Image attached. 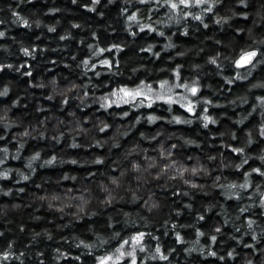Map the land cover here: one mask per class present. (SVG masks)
Masks as SVG:
<instances>
[{
    "label": "trees",
    "instance_id": "1",
    "mask_svg": "<svg viewBox=\"0 0 264 264\" xmlns=\"http://www.w3.org/2000/svg\"><path fill=\"white\" fill-rule=\"evenodd\" d=\"M18 3L19 0H0V10H2L0 11V18L11 16L8 11L10 5L22 16L30 19L39 17L46 24L55 23L59 19L61 23L57 25V30L54 33L48 32L44 27L38 29L34 25L31 29L23 24L12 25L8 30V36L0 38V43L12 45L11 50L14 52L17 51L18 46L13 44L12 37L25 44H32L34 47L29 50L34 52L35 58L24 56L22 53L18 56L9 57V60L17 66L22 65L21 70L20 72H13L5 68L0 72V82L11 80L19 92L25 93L21 105L13 109V115H19L25 125L36 124L39 127L38 121L52 116L53 119L46 122L47 127L51 129L56 120H63L64 123L60 125L59 130L65 135L59 143L51 139V136L55 134L51 131H46L44 138H27L25 147L21 150L20 159H13L10 153L5 164L0 165V171L4 167L20 168L28 174L29 170L25 167L26 160L24 158L33 151L43 149L41 156L44 159L54 154L58 156L56 162L45 167H40V161H37L34 164L36 171L30 175V179L27 181L20 180L15 171L10 174L8 179H0V185L5 189L12 188V193L9 195L0 193V230H4L9 239L16 237L18 244H27L33 232H41V236L37 237L38 243L35 247L45 250L46 258H50L52 250L57 247L72 252V256L58 261L57 264H82V262L88 264L92 258L85 256L81 258V261H75L73 256L79 255L80 250L68 248V244L61 237L75 234L85 239H94L88 232L89 226L94 230L102 229L109 215L119 221L113 225V229L121 232L118 241L112 242L113 246H116L121 238L127 239L129 234L139 230L146 233L151 231L156 237H159L164 245L162 250L165 253L171 246H175L177 251H180L183 247H187V244L177 243L175 233L172 230L175 224L194 225V227L178 229L185 240L195 238V228L206 233H214L215 228L220 227L221 231L212 246L213 250H217L218 255H224L227 248L235 246L236 251L240 253L236 262L242 258L244 253H250L251 248H245L243 244L237 246L236 241L230 239V235L240 236L244 229H241V232H236L234 226L241 223L246 224L249 219L264 224V208L259 206L260 194L255 187V185H260V191H264V177L253 174L249 178L250 187L242 192L240 199L226 198L223 195L226 189L212 188L211 184L217 175L221 176V181L218 183L227 184L231 181L243 183L245 178L243 173L260 164L257 157L264 154V137H259L258 128L261 120L264 119V107H261V102L257 100V97L264 96V87H253L252 85L264 83V68L257 65L252 70V74L247 76V79L237 80L235 79L236 69L234 65L229 68L227 66L228 61H222L224 67L217 70L216 65L208 63V57L214 56L217 52L226 56L231 53L233 48H237L241 52L245 44H251L257 48L264 47V45L253 43V39L264 38V19L252 15L231 17L230 11V9L237 12L255 11L259 4L252 0L249 7L245 8L235 4V0H221V4H217L212 13H203L201 11L203 6L187 9L194 15H202L203 23L192 17H183L182 12L172 11L175 14L173 19L169 20L167 24L158 25L155 20L168 19L165 13L169 11L166 7L160 8L151 15L149 23L157 31H163L164 36L158 35L157 31H148L147 29L140 31L136 24L132 25V30L136 32V35L133 36L125 30L124 17L118 15L122 6L120 0H116V4L109 5L107 9L101 7L100 10L105 12L104 17L88 12L86 8L81 6L72 5L71 0H55V2L54 0H26L25 3L19 4L17 7ZM105 3L107 0H102V5ZM260 3H264V0H260ZM49 7L67 8L71 11L48 13L47 8ZM135 7L143 6L134 5L133 9L129 10V14ZM261 12L264 16V10ZM226 15L231 18L220 24L215 22L219 17ZM72 19H78L92 25L96 28V35L92 36L88 28L71 29L72 35L70 37L62 41L59 40V37L64 34L65 28L69 27L68 21ZM254 19L260 22L254 24ZM205 23L208 25L207 28L204 27ZM105 25L108 26V30H105ZM4 27L5 25H0V28ZM248 29H251V38ZM185 30L187 34H185ZM168 37H171V41L168 40ZM217 41H221V43L217 44ZM97 42L100 48H110L112 44H121L122 48L120 51L113 49L111 52H105L90 59L91 52L88 44ZM169 42L175 47L165 49L164 45ZM148 44L154 45L152 51H142L141 49H147ZM154 52H159L160 55L155 56L153 55ZM178 52H183L184 55H176ZM4 55L6 54L3 50H0V57ZM104 58L113 61L111 70L98 63L100 59ZM86 59L89 61V65L96 63V67L85 68L80 62ZM220 62L218 59V63ZM196 64L200 65L199 69L192 67ZM139 65H144V67L140 68ZM176 65H181L182 80L177 79L174 73L170 71ZM134 67L138 68L135 73L131 71ZM239 71L244 75L243 69ZM29 72L31 75H28ZM96 72H100V75L97 76ZM52 77H56V85L51 83ZM197 77H199L201 87L197 97L191 96L190 99L198 100L199 97H203L212 100L213 103L208 105L203 100H199L196 104V111L192 113L182 106V102L181 105H168L163 100H158L149 105L140 106L136 100L120 104L111 103L107 100L111 98L113 92L121 87L126 86L129 89H135L138 85L142 87L140 81H144L146 85L155 88L159 85L160 80L166 79L170 83L176 79L181 83L190 82ZM225 77L233 79V83H227ZM30 81L31 83H29ZM41 81L45 84L43 88L36 86ZM70 83L82 86L79 90L80 94L87 93L86 106L81 104L79 100L72 98L76 95L75 89L72 90L66 104H62L59 95L52 100L47 99L52 93L53 87L59 90ZM93 85L97 87H93ZM9 96H13V93H10ZM101 96L105 97L102 101L99 99ZM7 101V97H0V103ZM101 104L107 105V107H101ZM37 105H42L43 110L35 112ZM169 108L171 112L168 111ZM204 108L208 109L207 113L203 112ZM124 112H127L128 115L124 116ZM69 113H75V116L73 117ZM116 113H120V115H115ZM204 114L211 115L217 122L214 124L209 122L208 127L205 128L202 119ZM149 115L169 119L172 116H180L182 120L190 119L192 123H168L167 119H159L153 124H149L147 122ZM86 117L87 119H85ZM137 117L141 118L139 123H136L135 128L129 131L130 125L136 122ZM244 117L247 118L244 119ZM76 120H79L85 128H92L93 124L99 128L102 126L100 121L108 123L110 126L103 132L94 131L90 134L95 135L97 139L107 140L108 144L104 147L95 144H92L91 147H85L84 145L91 143L89 136L85 134L73 135L66 131V129L75 126ZM241 120L242 122H240ZM161 127L168 133L176 134L172 140L166 141L165 146L173 142L178 143L180 147L173 151L178 153L181 160L191 164L192 161L187 160L186 157L199 156L201 161L210 168V176L194 178L198 183H204L208 186L206 191L193 189L190 196H184L180 192L173 195L175 189L157 190L155 199L159 202V207L151 213L141 207L143 200L132 202L131 196L128 194L124 200L117 201L115 204L109 205L108 208H97L98 214L96 216L82 214V219L79 220L70 215H61L55 209L47 207V200L37 199L41 195L49 198L57 195L60 200L53 201V203L59 204L68 196H84L86 198L88 193L82 191V185H88L94 179H106L101 175L105 171L110 175L119 176V170L109 167L112 161L135 142H139L141 147L154 148L163 137H158L156 141H143L139 137V132L154 134ZM21 130L22 128L13 127L5 140L0 141V146L11 141L9 147L14 152L17 144L16 141L12 140V135ZM2 131L0 129V133ZM124 132H127V135H122ZM249 132L252 133L251 143H247ZM233 133H235L236 139H232ZM181 136L199 141V147L197 145H185L183 141L179 140ZM73 139L81 147H68ZM113 140L119 142V147H112L111 153H109V146ZM229 144L233 147H244L245 153L232 152L231 148L227 147ZM149 154L154 153L150 151ZM96 156H106L107 159L103 164H72L70 162L72 158L83 161L93 159ZM207 156H213L215 159L208 161ZM245 157L248 158V164L239 169L231 166L241 163ZM61 159L65 163H60ZM221 161L229 164V167H218ZM89 172H93L94 177H89L87 175ZM65 174L68 178L61 179ZM73 176L76 177L75 180L71 178ZM20 188H23L24 191L19 192ZM79 202V200L76 201V203ZM187 203L193 205L191 210L185 207ZM13 204H19L20 207L13 208ZM206 205H212L210 211L205 210ZM241 208H246L247 212H241ZM177 209L180 211L179 215L176 214ZM75 210V208H70L66 209V212ZM125 212L129 214L127 217L123 215ZM198 215H204L205 220H198ZM237 216H239V220L236 219ZM140 217H144V220H140ZM169 218L171 222L166 226L168 235L165 236L164 220ZM226 219L229 222L225 224L223 221ZM125 220L128 221L127 225L124 224ZM145 222L148 225L146 228L143 227ZM20 225L24 227L23 232L20 231ZM58 225L67 226L59 228ZM45 228L52 232V240H48L43 234ZM8 229L12 231L9 232ZM104 234L107 235L108 233L105 232ZM3 241L4 238L0 237V242ZM251 241V235L244 237L245 244L251 243ZM144 242L155 244L151 236H146ZM201 243H211L210 236L201 237ZM262 245H264V238L260 244H257V247ZM143 255V253H137L138 264H141ZM181 255H183L182 252ZM172 258L170 257V259ZM236 262L229 259L227 264H236ZM119 264H124V261H120ZM143 264H167V262L149 260L144 261ZM191 264H225V262L220 261L218 256L202 257L199 253H193Z\"/></svg>",
    "mask_w": 264,
    "mask_h": 264
},
{
    "label": "clouds",
    "instance_id": "2",
    "mask_svg": "<svg viewBox=\"0 0 264 264\" xmlns=\"http://www.w3.org/2000/svg\"><path fill=\"white\" fill-rule=\"evenodd\" d=\"M25 2L26 0H19L17 7H19V4H23ZM120 2L122 6L120 7V11L118 15L124 17L123 23L125 25V30L130 32L132 31V25L130 26L127 20V17L129 15V10L133 9L134 5H142V4L140 3V0H120ZM251 2L252 0H235V4L242 5L245 8H248ZM255 2L259 4V7L256 8L255 11L237 12L234 9H230L231 17L234 16L248 17L249 15H252L253 17H261V19H264V16H262V12H261V10H264V3H260V0H255ZM71 4L86 8L88 12L95 13L99 17H104L105 12L103 10H100L101 7L103 9H107L109 5L116 4V0H107V3L103 5H102V0H71ZM157 9L159 8L154 7L153 3L150 0L149 7L147 9L144 7H135L134 10L131 12H137L139 23L146 24L149 23L151 19V15L154 14ZM8 11L11 13L10 17L0 18V25H5L4 28H0V38H5L8 36V30L12 25H19V24L25 25L23 23L24 21H27L26 26L30 29L34 25L38 29L44 27L47 29L48 32H53V33L56 32L57 25L61 23V20L57 19L55 23L46 24L45 21L39 17H36L35 19H30L29 17L22 16L21 14L16 15V13L19 12H17L16 9H13L10 5L8 7ZM68 11H71V9H67V8L62 9L60 7L47 8L48 13H58V12H68ZM165 15L168 17V19L166 20L156 19L155 23L158 25L167 24L169 20L173 19L175 14L172 12L171 9H169L168 13H165ZM170 17L171 19H169ZM227 17H228L227 20L231 18L230 16ZM259 22H260L259 20L256 19L253 20L254 24H258ZM68 25L69 27L65 28L64 34L59 37V40L62 41L70 37L72 35L71 29L88 28L92 36L96 35V28L92 27V25H89L85 22H81L78 19L69 20ZM104 27L105 30H108L107 25H105ZM240 31H243V29H240ZM159 32H163V31H159ZM248 32H249V37L251 38V29H248ZM37 39H39V37H37ZM168 40L171 41V37H168ZM12 41L13 44L18 46L17 51L15 52L11 50L12 45H9L8 43H0V50H3V52L6 54L0 57V72H2L5 68L13 72H20L22 65L17 66L15 63L9 60V57L13 55L18 56L20 53H22L24 56H32L33 58H35V54L33 51H31V55H27L24 51H22L23 49L33 48L34 45L25 44L21 41H17L15 37H12ZM261 42H264V38L259 40L253 39L254 44H260ZM251 46H252L251 44H245L244 49H248ZM149 47L153 48L154 45L148 44L147 48ZM173 47H175V45H173L171 42L166 43L164 45L165 49H170ZM88 48L91 53H95L97 49L100 48L99 43L97 42L95 44H88ZM239 54L240 51H238L237 48H233L231 53H229L224 57L226 58V61H228V63L234 65L235 58ZM176 55H184V53L178 52L176 53ZM94 57L97 56L91 55L90 59ZM73 59H75V57H73ZM262 60H264V58H262ZM80 63L83 65L82 61ZM257 65H259V62ZM257 65L252 68L244 70V76L246 79L247 76H250L252 74V70L255 69ZM88 67H92V64L91 65L88 64L87 68ZM138 67L143 68L144 65H139ZM137 70L138 68L136 67L131 69L133 73L137 72ZM236 71H239V69H236ZM28 75H31V73L29 72ZM29 83H31V81ZM51 83L53 85H56V77H52ZM72 85H75V87H72ZM36 86L43 88L45 87V84L43 81H41ZM81 87L82 86L77 85L75 83H70L68 86L59 90L56 87H53L52 93L47 97V99L52 100L57 95H59L61 97L62 104H66L64 103V100L66 98L69 99L72 90L75 89L76 95L72 96V98L79 100L81 104H84L86 106L87 93L80 94L79 90ZM93 87H97V86L93 85ZM209 87L211 86L209 85ZM10 93H13V96L10 97L9 96ZM24 95H25L24 92H19L14 87L13 81L8 80L6 82H0V97L8 98L7 102L0 103V129L3 130L2 133H0V140L2 141L5 140V138L9 134V131L13 127L22 128L21 131H16L12 135V140L16 141L17 144V147L15 148L14 152H12V150L9 147L11 141H8L6 144L0 146V165L5 164V161L9 158L10 153L12 154L13 159H20L21 150L24 149L27 138H33V139L37 137L44 138L45 132L51 131L55 133L54 135L51 136V139L59 143L60 139L65 135L64 132H61L59 130L60 125L64 123L63 120H56L55 123L52 125L51 129H49L47 127L46 122L48 120H52L53 119L52 116L45 117L43 120L38 121L37 123L39 124V127H37L36 124L25 125L22 118L19 115H13V109L18 108L21 105V100L22 97H24ZM99 99L102 101L105 99V97L101 96L99 97ZM25 107H27V105H25ZM101 107L106 108L107 105L101 104ZM261 107H264V104H261ZM42 110H43L42 105H37L35 108V112H40ZM168 111L171 112V109L169 108ZM69 115H72L74 117L75 113H69ZM115 115H120V113H116ZM123 115L127 116L128 113L124 112ZM149 117L152 118L149 119ZM176 117H179V120H177ZM246 118L247 117H244V119ZM85 119H87V117ZM140 119H141L140 117H137L136 122L132 123L128 130L131 131L132 128H135L136 123H139ZM159 119H167L168 123H176V122H183L188 124L192 123L190 119L182 120L180 116H172L169 119L167 117H159L156 115H149L147 117V122L149 124H153L155 121ZM240 122H242V120ZM261 123H264V119L261 120ZM100 124L102 126L99 128H97L96 124H93L92 128H85L82 126L79 120H76L75 126L66 129V131L71 132L73 135L85 134L89 136L91 143L84 145L85 147H91L92 144H95L99 147H104L106 144H108L107 140L97 139L95 135H90L94 131H99V129L102 128L105 124L110 126L108 123L104 121H100ZM203 126L207 128L204 125V123ZM122 135H127V132L122 133ZM175 136H176L175 133H168L163 127L156 130L154 134H148L144 131H140L139 137L143 141H156L158 137H163V138L159 141V143L156 144L154 148L151 149L148 147H141L139 142L132 143L130 147L126 148L122 152V154L117 159L113 160L111 165H109V167L119 170V176L110 175L107 171H105L101 173V175L106 177V179H94L88 185H82V191L88 193V196L86 198L84 196H80V197L68 196L66 200H62L59 204L53 203V201L60 200V197L57 195H53L50 198L41 195L37 197V199L41 201L47 200L48 201L47 207L49 209H55L61 215H70L74 219L79 220L82 219V214L86 216H96L98 214L96 211L97 208L99 209L108 208L109 205L115 204L117 201L124 200L125 196L128 194H130L132 202L143 200V204L141 205V207L146 209L147 212L151 213L153 212L154 209H157L159 207V202L155 199L157 195V190L175 189V191L172 193L173 195H176L177 192H180L184 196H190L193 189L198 191H206L208 189V186L204 183H198L197 180L194 178L210 176V172H211L210 168L207 166L206 163H203L201 161V158L199 156L193 155L186 157L187 160L192 161L191 164H187L183 160H181L178 153L173 151L174 149H178L180 147V145L176 142H173L165 146L166 141L172 140ZM179 140L183 141L185 145H197V147H199V141L195 139H187L181 136L179 137ZM68 147L78 148L81 147V145L78 144L73 139L72 143L69 144ZM112 147H119V142L116 140L112 141L111 145L109 146V153H111ZM42 151L43 149L33 151L30 155L24 158L26 160L25 167L27 170H29L28 174H26V172L20 168L13 169L10 167H4L3 170L0 171V179H8L10 177V174L13 171H15L19 176L20 180L27 181L30 179V175L35 173L36 171L34 164L37 161H40V167H45L47 165L53 164L58 160V156L55 154L46 159L42 158L41 156ZM150 151L153 152L154 154L150 155L149 154ZM106 159H107L106 156H96L93 159H86L83 161H78L72 158L70 159V162L72 164H77V163L103 164ZM214 159L215 157L213 156H207L208 161ZM59 162L65 163V161L62 159ZM261 162L264 163V161ZM236 165L237 164H232L231 166L236 168ZM218 167L220 168L229 167V164H225L223 161H221ZM87 175L89 177H94L95 174L93 172H89L87 173ZM217 177H221V176L219 175L215 176V178L212 180V184H211L212 188H217L216 185L218 184L219 181H221V179L217 180ZM67 178H68L67 174L61 177V179H67ZM71 178L74 180L76 179L75 176ZM245 181H248L250 183V180L247 177L244 178L243 183H245ZM231 183H235L237 185V190H239V185L242 184V183H236L235 181H231L228 184ZM185 186H187V188H185ZM18 191L23 192L24 189L20 188ZM68 191L70 192L71 190L69 189ZM257 191L259 192L260 196H264V191H260V188H257ZM0 193H3L4 195H9L12 193V188L5 189L2 185H0ZM53 197H55V199H53ZM77 200H79L80 202L76 203ZM259 206L261 207L260 201H259ZM12 207L19 208L20 205L13 204ZM185 207L191 210L193 205L191 203H187ZM211 207L212 205H206L205 210L210 211ZM70 208H75L76 210L72 212H66V209H70ZM176 214L177 215L180 214V211L178 209L176 210ZM123 215L127 217L129 214L125 212ZM236 219L239 220V216H237ZM140 220H144V217H140ZM250 220L251 223L249 222ZM170 222H171L170 218L164 220L165 236L168 235V229L166 226ZM117 223H119V221L113 219V217L109 215L106 224L102 229L94 230L91 226H89L88 232L91 233L94 239H85L82 238L80 235H75V234H73L72 236H63L61 237V239L68 244V248H75L80 250L79 255L73 256V259L75 261H81V258L86 256L92 258L89 260L88 264H96L97 257L109 255V253H111V255L113 256L117 255V248L120 245L119 243L116 246H113L112 244L113 241H118V238L121 237V232L115 231L113 229V225ZM124 224L127 225L128 221L125 220ZM174 225L172 227V230L174 231L175 236L176 233H180L178 230L179 228L190 227V226L194 227V225H175V226ZM66 226L67 225H58L57 227L63 228ZM147 226H148L147 222H145L143 227L146 228ZM234 227L236 232H241V229L244 230L243 232H241L240 236L231 234L230 239L235 240L237 246L243 244L245 248L252 249L250 253H244L242 258L238 262H236V258L237 256L240 255V253L236 251L235 246L227 248L224 255H218V251L213 250L212 246L216 242L217 235L220 232L206 233L205 231H202L199 228H195L194 239L185 240L182 237L180 241H177V243L179 244H187V247H183L182 249H180V251H177V248L175 246H171L168 247L167 253H165L162 250L164 245L162 244L160 238L156 237L151 231L147 233L155 241L154 245L152 243L144 242L140 245H131L128 248V251L134 250L136 253V257H135L136 259L138 252L143 253L144 255L141 264H143L144 261H149V260L165 261L167 262V264H191V257L193 253H199L202 257L218 256V259L220 261H224L225 264H227V261L229 259L236 262V264H264V245L257 247V244H260L262 238H264V224L258 223L256 220L249 219L246 224L241 223L239 225H235ZM8 231L11 232L12 230L8 229ZM20 231L21 232L24 231L23 225H20ZM105 232H107L108 234L107 235L104 234ZM43 234L46 236L48 240L53 239L52 232H50L47 228L43 229ZM205 235L210 236L211 243L208 244L201 243V237H204ZM248 235H251L252 241L251 243L245 244L244 237ZM39 236H41V232H33L27 244H18L16 237L9 239L5 235V231L0 230V237L4 238V241L0 242V264H57L58 261H61L69 256H72L71 251L62 250V248L57 247L52 250L50 254V258H46L45 250L38 249L35 247V245L38 243L37 237ZM129 236L130 234L128 235L127 239L129 238ZM212 236H215L216 240L211 239ZM181 252L183 253V255H181ZM98 253H100V255H97ZM173 254H175V256H173ZM162 255L166 257V259H162L161 258ZM257 256L259 257L258 259L256 258ZM170 257L173 258L170 259Z\"/></svg>",
    "mask_w": 264,
    "mask_h": 264
},
{
    "label": "snow or ice",
    "instance_id": "3",
    "mask_svg": "<svg viewBox=\"0 0 264 264\" xmlns=\"http://www.w3.org/2000/svg\"><path fill=\"white\" fill-rule=\"evenodd\" d=\"M149 2L150 0H140V3L143 5L144 8H148L149 7ZM151 2L153 3L154 7H158L160 8H168L171 9L173 12H182L183 17H192L193 19L200 21L201 23H203V16L202 15H194L193 12L187 11V9L190 8H201L202 7V12L203 13H212L213 9L215 8V6L217 4H221V0H151ZM20 13H16V15H19ZM171 19V17L169 18ZM228 19L227 16H221L219 17L215 22L217 24L223 23L224 21H226ZM127 20L131 25L136 24L140 31H144L145 29H147L148 31H157L156 28H154V26L151 23H146V24H140L139 23V19H138V15L137 12H131L128 17ZM25 24V26L27 25V21L23 22ZM204 27L207 28L208 25L205 23ZM239 31V29H238ZM131 35L135 36L136 32L135 31H130ZM157 34L160 36H164L163 32H159L157 31ZM187 34V33H185ZM63 38V37H62ZM221 41H217V44H220ZM260 45H264V42H261ZM90 47V46H89ZM122 48L121 44H112L110 46V48H99L97 49V51L95 53H91V55H95V56H100L102 53L105 52H111L113 49H115L116 51H120ZM22 51H24L27 55H31V51L29 49H23ZM142 51H152V48L149 47L147 49H142ZM156 56H159L160 53L159 52H154L153 53ZM262 58H264V47H253L251 46L248 49H243L241 50L240 54L235 58V69H249L252 68L254 66H256L259 62V65L261 66V68H264V60H262ZM218 59L221 61L220 63H218ZM222 61H226V58L224 56H222V54L220 52H217L214 56H209L208 57V63L212 64V65H216L217 70L221 69L224 67V64L222 63ZM83 65L85 66V68H87V65L89 64V61L86 59L84 61H82ZM98 63L102 66H106V68L108 70H111L113 67V61L108 59V58H104V59H100L98 61ZM229 68H232L233 65L231 63H228L227 65ZM96 67V63L92 64V68ZM193 68L199 69L200 66L199 65H193ZM171 72L174 73L175 77L177 79H183L181 76V65H176L175 68L170 69ZM96 75H100V72H96ZM235 79L240 80V79H246L245 76L241 73V71H236V77ZM225 80L227 81V83L231 84L233 83V79H230L228 77H225ZM160 87L161 89H164L165 86L169 85V81L168 80H160L159 81ZM140 85H143L145 88H147L148 92H153L154 89L149 86L146 85L144 81H140ZM264 87V83H261L260 85H253V87ZM72 87H75V85H72ZM172 87H180V88H184L186 90V92L191 93L192 97H197L199 90H200V83H199V77H197L196 79L191 80L190 82H181L180 84H176V85H172ZM172 87H168L167 88V92H171ZM119 93H122L123 95L119 96V100L124 102V103H128L129 100H135L137 97H145L147 100L152 101L153 97L150 95H147L146 92L144 90H142V88L138 85L135 89H129L126 86L125 87H121L119 88L116 92H113L112 95L113 96H118ZM155 99L156 100H163L169 104L173 103V98L171 95H166L163 93H157L155 95ZM183 101H185V103L182 104V106L184 108H186V110L190 113L195 112L196 111V104L199 102V100H203L205 103H207L208 105H211L213 103L212 100H208L205 99L203 97H199L198 100H194V99H189V97L187 95L183 96L181 98ZM257 100H259L261 102V104H264V96H259L257 97ZM116 101H111V103H115ZM64 103H68V98H66L64 100ZM208 109L204 108L203 112L207 113ZM126 115V113H125ZM152 117H149V119H151ZM177 120H179V117H176ZM204 125L206 127H208L209 122L211 123H216V120L211 116V115H207L204 114L202 116ZM109 126L107 124H105L102 128L99 129L100 132H103L106 128H108ZM223 135V134H221ZM258 135L259 137H264V123H260L259 124V128H258ZM232 139H236V135L235 133L232 134ZM2 141V140H0ZM252 142V133L249 132L248 134V139H247V143H251ZM227 147L231 148V151L234 153H240L243 154L245 153V148L244 147H233L232 145H227ZM257 159H259L260 164L256 167H252L250 169V171H245L243 173L244 177H247L248 179L253 175V174H257L258 177H264V163H262L261 161H264V155H259L257 157ZM248 164V158H244L242 160V162L240 164L236 165V168L239 169L241 168L243 165ZM221 177H217V180H220ZM217 188H221V189H226V191L223 193V195H225L226 198H235V199H240L242 192L246 191L249 187H250V183L248 181H245V183H242L239 185V190L237 191V185L235 183H231V184H220L218 183L216 185ZM256 188H260V185H255ZM53 199H55V197H53ZM261 202V208H264V196H260V200ZM241 212H247L246 208H241L240 209ZM127 215V214H126ZM198 220H205L204 215H198ZM251 223V220L249 221ZM223 223H228V220H224ZM175 226V225H174ZM221 231L220 227H216L215 228V232L219 233ZM149 236L148 233L143 232V231H139V230H135L133 231L128 239H124L121 238V240L119 241V247L117 248V255L113 256L111 254L109 255H105V256H100L96 258V264H111V262H114V264H119L120 261H124V264H137V259L136 257V253L135 251H128V248L131 245H140L142 243H144L145 241V237ZM182 239V236L180 233H176V240L180 241ZM211 239L216 240L215 236H212ZM125 246H128L127 248ZM214 255V253H213ZM6 258V256H5ZM128 258V259H125ZM162 259H166V257H164L163 255L161 256Z\"/></svg>",
    "mask_w": 264,
    "mask_h": 264
},
{
    "label": "rangeland",
    "instance_id": "4",
    "mask_svg": "<svg viewBox=\"0 0 264 264\" xmlns=\"http://www.w3.org/2000/svg\"><path fill=\"white\" fill-rule=\"evenodd\" d=\"M176 84H180L179 81H177L176 79H174L173 81H171L169 83V85L165 86L164 89H161L160 87V84L157 86V87H152L154 89L153 92H148L147 88H145L144 86H142V90H144L146 92L147 95H150L153 97L152 101H149L147 100L145 97H137L135 100L138 101V104L141 106V105H149L151 103H153L154 101H158L155 99V95L157 93H163V94H166V95H171L172 98H173V103L169 104L165 101V103H167L168 105H173V104H179L181 105L180 103H185V101H183L181 98L185 95H187L189 97V99L191 98V93H188L186 92V90L184 88H180V87H172V85H176ZM168 87H172V90L171 92H167V88ZM116 92V91H115ZM120 95H123L122 93H119L118 96H113L111 95V98L110 99H107L109 102L110 101H116L117 104H120L122 103V101L119 100V96ZM135 100H129V101H135ZM161 101V100H160ZM138 264V263H137Z\"/></svg>",
    "mask_w": 264,
    "mask_h": 264
}]
</instances>
